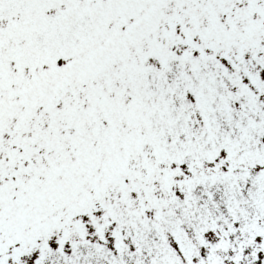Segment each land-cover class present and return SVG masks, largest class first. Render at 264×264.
Wrapping results in <instances>:
<instances>
[{"label":"snow or ice","instance_id":"6c2138e0","mask_svg":"<svg viewBox=\"0 0 264 264\" xmlns=\"http://www.w3.org/2000/svg\"><path fill=\"white\" fill-rule=\"evenodd\" d=\"M0 264H264V0H0Z\"/></svg>","mask_w":264,"mask_h":264}]
</instances>
